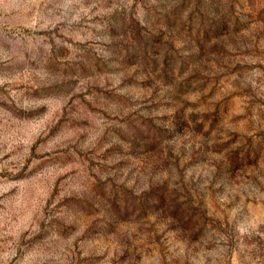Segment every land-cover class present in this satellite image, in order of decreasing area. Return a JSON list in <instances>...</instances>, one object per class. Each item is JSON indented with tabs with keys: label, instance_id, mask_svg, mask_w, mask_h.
<instances>
[{
	"label": "rangeland",
	"instance_id": "1",
	"mask_svg": "<svg viewBox=\"0 0 264 264\" xmlns=\"http://www.w3.org/2000/svg\"><path fill=\"white\" fill-rule=\"evenodd\" d=\"M0 264H264V0H0Z\"/></svg>",
	"mask_w": 264,
	"mask_h": 264
}]
</instances>
